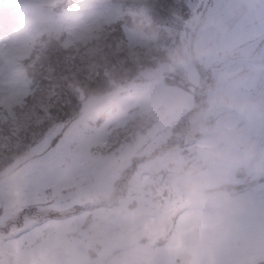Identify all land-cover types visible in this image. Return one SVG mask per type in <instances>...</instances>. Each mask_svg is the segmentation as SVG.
I'll return each mask as SVG.
<instances>
[{
    "label": "rangeland",
    "instance_id": "374dc122",
    "mask_svg": "<svg viewBox=\"0 0 264 264\" xmlns=\"http://www.w3.org/2000/svg\"><path fill=\"white\" fill-rule=\"evenodd\" d=\"M59 1L0 0V24L14 19L0 27V120L11 127L0 134V264H264V167L237 135L250 130L264 150V122L224 103L264 99V0H154L165 35L127 28L130 44L105 50L91 75L81 60L63 76L52 65L25 74L19 60L47 24L92 59L87 44L137 13L77 0L69 20L47 9ZM97 77L130 89L99 98ZM91 201L100 206L75 215Z\"/></svg>",
    "mask_w": 264,
    "mask_h": 264
},
{
    "label": "trees",
    "instance_id": "16d2710c",
    "mask_svg": "<svg viewBox=\"0 0 264 264\" xmlns=\"http://www.w3.org/2000/svg\"><path fill=\"white\" fill-rule=\"evenodd\" d=\"M76 1L77 0H75V2ZM113 1L119 4H121L120 2H122L124 5H131L132 7L135 8V10H137L136 11L137 13L136 14L123 13V15L116 22L105 26V29L101 32L103 33L105 31L107 33V36L105 38L101 36L102 38L101 40L103 41V43L100 44L101 41L97 40L87 44L93 49H95V55H94L95 58L88 59V57L86 56L87 53L85 54V51L84 54L79 52V48L84 47L83 43L81 42L80 43L76 42L73 45H66L65 41L67 38V33L65 31H62L61 33L59 32L54 33L53 32L54 30L52 28L54 25H52L51 27V24H47L45 30L39 35V37L36 39V42H34V44L32 45V51L30 52V54L27 57L19 60V65L23 68V70H25V74L31 71L35 66L52 65L54 70L53 73L63 76L64 75L63 71L66 70L69 71L74 69L76 65H78L77 63L81 60L82 62L84 61V67L86 69L85 73L91 75L92 71L96 72L99 69V67L104 63L103 62L104 52L112 51V50L115 51V49L120 43H124L123 41H127L129 43V39L126 35L127 28H132L139 33L145 32L151 36L155 34L157 36L159 32L161 36L163 33L164 35L166 34V31L163 28L166 22L155 11V6L153 5H155L156 2H154V0H121L120 2L116 0ZM69 2L67 0L64 1L61 0L58 3H52L46 5L49 7L47 8L49 9V11H53L55 13L57 12L59 14L63 13L64 17L69 19L75 16L74 9L78 7V2H76V6L74 1H72L71 4ZM12 13L14 18L16 19L17 13L15 12ZM13 20L14 19L5 21L4 23L0 24V27H8L11 21ZM147 21L150 22L148 23ZM140 73H141L140 70L135 72L133 71L132 77L136 75L138 76ZM130 74L131 72H126L124 73V77L129 78ZM95 80H96L95 92L99 94L97 96L99 98H104L118 93H120L121 96H123L130 89V88H126V87H130L129 86L130 83L129 81H127L124 83L123 86L119 88V90L116 93H113L114 91L109 92L108 90L111 89V86L109 85H108L109 87L105 86L101 82L100 77H97ZM145 81L147 80L141 78L140 83H143ZM81 95L82 92L80 91V96ZM5 111L6 109L1 106L0 114L2 113L4 114ZM0 123H2V120H0ZM10 128L11 127L7 126L4 123L0 124V134L5 135L10 130ZM98 206H100L99 203L95 204L92 201L84 202L83 205L80 206V209L77 211L79 213H83L90 209L91 210L96 209Z\"/></svg>",
    "mask_w": 264,
    "mask_h": 264
},
{
    "label": "clouds",
    "instance_id": "9594fccd",
    "mask_svg": "<svg viewBox=\"0 0 264 264\" xmlns=\"http://www.w3.org/2000/svg\"><path fill=\"white\" fill-rule=\"evenodd\" d=\"M172 62L175 66L180 67L186 61L185 57L177 52L172 57ZM224 103L231 107H235L242 116L249 122L261 121L264 122V99L250 100L241 104H236L231 98L225 97ZM239 137V150L243 153L247 160H255L257 167H264V150H258L257 141L252 139L250 130L241 129L237 133Z\"/></svg>",
    "mask_w": 264,
    "mask_h": 264
},
{
    "label": "flooded vegetation",
    "instance_id": "af4514ba",
    "mask_svg": "<svg viewBox=\"0 0 264 264\" xmlns=\"http://www.w3.org/2000/svg\"><path fill=\"white\" fill-rule=\"evenodd\" d=\"M185 152H187V150H185ZM135 169H137V166H136V168ZM120 186H121V190H123L122 189V186H123V183H120ZM164 195H167V191H164ZM133 206H137V202H136V200L135 199H133V201H132V203L130 204V208L131 207H133ZM97 209V208H96ZM96 209H93V210H96ZM91 210V209H90ZM90 210H88V211H90ZM93 210H91V211H93ZM97 245V244H96ZM95 246L94 245H92V246H90L89 248H88V252H89V255H91V256H93V258L94 259H97L98 257H99V255H100V253H98V251H96L95 250ZM102 248V247H101Z\"/></svg>",
    "mask_w": 264,
    "mask_h": 264
},
{
    "label": "snow or ice",
    "instance_id": "6c2138e0",
    "mask_svg": "<svg viewBox=\"0 0 264 264\" xmlns=\"http://www.w3.org/2000/svg\"><path fill=\"white\" fill-rule=\"evenodd\" d=\"M4 212H5V208L2 207V206H0V214H3ZM26 213H28V210L27 209L24 210L22 214H26ZM20 219H21V214L16 217V219L13 221V223L18 224L20 222Z\"/></svg>",
    "mask_w": 264,
    "mask_h": 264
},
{
    "label": "bare ground",
    "instance_id": "6f19581e",
    "mask_svg": "<svg viewBox=\"0 0 264 264\" xmlns=\"http://www.w3.org/2000/svg\"><path fill=\"white\" fill-rule=\"evenodd\" d=\"M176 231H177V228H176ZM176 231H175V232H176Z\"/></svg>",
    "mask_w": 264,
    "mask_h": 264
}]
</instances>
